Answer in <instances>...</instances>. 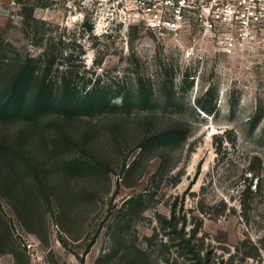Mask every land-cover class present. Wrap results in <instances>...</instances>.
I'll return each instance as SVG.
<instances>
[{"label":"rangeland","instance_id":"obj_1","mask_svg":"<svg viewBox=\"0 0 264 264\" xmlns=\"http://www.w3.org/2000/svg\"><path fill=\"white\" fill-rule=\"evenodd\" d=\"M130 2L0 0V264H264V52Z\"/></svg>","mask_w":264,"mask_h":264},{"label":"built area","instance_id":"obj_2","mask_svg":"<svg viewBox=\"0 0 264 264\" xmlns=\"http://www.w3.org/2000/svg\"><path fill=\"white\" fill-rule=\"evenodd\" d=\"M130 1L133 19L150 30L181 32L193 21L217 53L264 52V0Z\"/></svg>","mask_w":264,"mask_h":264},{"label":"trees","instance_id":"obj_3","mask_svg":"<svg viewBox=\"0 0 264 264\" xmlns=\"http://www.w3.org/2000/svg\"><path fill=\"white\" fill-rule=\"evenodd\" d=\"M51 100V96L50 95H46L45 93H41L37 96V98H35L33 100V106L37 107V106H41V105H46L48 103H50ZM73 104V100L71 101ZM24 104V100L20 98V96L17 94L13 97V99L11 100V102L8 104V107H11L10 109L12 111H16L19 110Z\"/></svg>","mask_w":264,"mask_h":264}]
</instances>
